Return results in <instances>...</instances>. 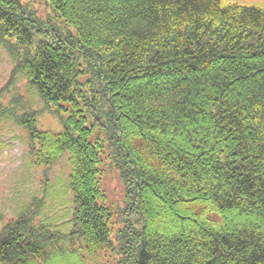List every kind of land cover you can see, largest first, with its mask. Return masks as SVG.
I'll return each mask as SVG.
<instances>
[{"label": "trees", "instance_id": "obj_1", "mask_svg": "<svg viewBox=\"0 0 264 264\" xmlns=\"http://www.w3.org/2000/svg\"><path fill=\"white\" fill-rule=\"evenodd\" d=\"M0 45V122L27 130L37 167L69 154L72 203L66 229L40 200L9 220L0 264H264L263 7L0 0ZM20 78L43 110L12 96Z\"/></svg>", "mask_w": 264, "mask_h": 264}, {"label": "rangeland", "instance_id": "obj_2", "mask_svg": "<svg viewBox=\"0 0 264 264\" xmlns=\"http://www.w3.org/2000/svg\"><path fill=\"white\" fill-rule=\"evenodd\" d=\"M223 5L239 3L246 6L264 8V0H220ZM13 61L9 53L0 45V87L4 86L11 76ZM24 95V99L36 109L43 110L44 102L35 90H31L24 79L18 81V88L13 95ZM11 96L3 100L7 104ZM24 101V100H23ZM25 102V101H24ZM59 119L48 111L39 117V128L43 130H60ZM66 153L54 166L46 169L37 167L29 153L28 132L12 120L0 122V230L23 209L42 203L41 219L53 223L58 228L66 229L71 218L72 203L68 190L70 168ZM102 166L110 203H120L123 188L118 180V172L108 166ZM115 175V176H113ZM106 176V177H105ZM100 263H105L104 258Z\"/></svg>", "mask_w": 264, "mask_h": 264}]
</instances>
